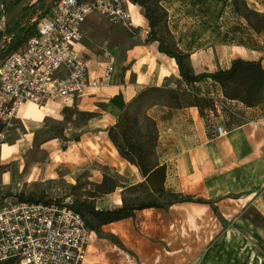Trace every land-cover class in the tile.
<instances>
[{"label":"crops","instance_id":"1","mask_svg":"<svg viewBox=\"0 0 264 264\" xmlns=\"http://www.w3.org/2000/svg\"><path fill=\"white\" fill-rule=\"evenodd\" d=\"M131 7L132 20L139 12L136 6ZM95 30L93 25L85 22L83 39L77 45L87 61L90 78L102 75L107 63L104 52H112L105 46H94L90 35ZM145 38L146 32L142 40ZM235 58L247 60L241 55H235ZM190 60L192 62V58ZM250 60H261L264 69V58L260 55ZM120 64L125 69V78L132 77L133 82L111 85V81L105 87H88L82 96L65 101H49L43 106L27 102L21 106L13 127L4 133V138L14 135V140L6 142L3 139L0 143V189H22L39 181L58 178L73 186L77 174L84 171L99 183L103 179L102 173L109 169L119 180L109 197L103 198L107 204L102 210L119 208L123 191L143 185L144 178L134 165L121 158L109 139L108 129L117 123L124 110H130L139 93L163 88L164 101L149 104L142 117L154 123V153L157 163L166 168L165 191L179 193L171 189L175 184L209 182L218 199L242 192L243 201L257 206L264 218V102L252 108L243 105L249 121L225 137L212 138L207 134L196 106L178 107L171 101L166 91L170 88L165 84L180 77L175 61L158 52L157 43L126 47ZM229 66L230 63L226 68ZM115 68L116 65L113 77ZM219 96L223 97L221 90ZM70 112L74 123L65 116ZM83 113L91 116L83 122L76 120V115ZM137 118L144 132L146 127L143 128L140 116ZM53 126L61 129L60 134H54ZM193 204L206 205L181 203L172 207ZM148 210L166 209L137 211L134 218L105 225L112 227L101 231V235L92 234L83 264H145L132 260L129 251L123 247L127 246L124 239L133 238L136 232L122 226L141 218ZM240 231L242 237L261 239L262 232L255 231L250 225H243ZM136 236L141 237L138 233ZM108 239H113L114 244ZM132 245L136 254L139 246L136 242ZM225 250L219 246L211 247L201 264H264V257L255 259L248 247L241 253L234 247L227 246Z\"/></svg>","mask_w":264,"mask_h":264},{"label":"rangeland","instance_id":"2","mask_svg":"<svg viewBox=\"0 0 264 264\" xmlns=\"http://www.w3.org/2000/svg\"><path fill=\"white\" fill-rule=\"evenodd\" d=\"M44 1L46 0H0V32L4 30L7 22L15 20L24 11ZM126 1L130 8L131 5L136 6L139 12L131 20L133 26L125 27L112 23L100 15H91L86 20V25H93L96 28L90 35L94 46H105L112 51L108 53L115 57L116 68L111 85L123 84L129 80L133 82L132 77L125 78V69L120 64L126 47L133 44L156 43L148 38L149 26L143 8L133 0ZM144 1L158 18L156 35L168 46L176 47L188 55V64L194 74L225 69L235 55H241L247 60L258 55L264 58V0ZM11 12L15 13L8 19ZM145 32L146 38L142 40ZM165 86L170 88L166 91L171 95L174 104H196L201 115L205 107H212L214 101L220 98L219 88L209 79L192 86H186L181 78L172 79L166 82ZM164 90L161 88L160 91L158 89L142 91L129 110L132 116H140L143 128L146 127L144 132L134 131L133 134L135 139L146 144V150L150 151L146 153L148 154L146 161L149 162H155V156L151 155L154 128L142 114L149 104L164 101ZM65 116L70 122H75L71 120L73 118L71 112ZM90 116L83 113L76 115V120L83 122ZM53 132L56 135L60 134L61 129L53 126ZM14 138V135L5 136L3 141L10 142ZM102 176L103 179L97 183L84 171L77 174L76 184L73 186L58 178L39 181L22 189L3 188L0 189V193L6 195L17 193L32 202H63L83 212L85 204H92L96 209L102 210L107 204L103 198L109 197L119 180V177L109 169H106ZM210 185L209 182L199 184L190 181L171 186V189L184 196L190 195L193 199L212 201L210 205H178L159 212L148 210L136 221L123 224V229H133L141 236L134 234L133 238L124 239L127 246L123 247L129 251L130 258L145 264H201L205 254L215 246L222 247L224 252L227 246L234 247L238 253L248 247L255 259L259 256L263 258L264 218L257 206L251 202H244L242 192L218 199ZM124 197L131 202L162 200L152 194L146 184L125 191ZM85 219L91 220L89 216ZM243 225H250L255 231L260 230L261 239L256 236L242 237L240 230ZM111 227L102 226L97 233H93L101 235V231ZM108 240L114 244L113 239ZM134 242L139 246L136 254L131 248ZM106 245L109 246V243L106 242Z\"/></svg>","mask_w":264,"mask_h":264},{"label":"built area","instance_id":"3","mask_svg":"<svg viewBox=\"0 0 264 264\" xmlns=\"http://www.w3.org/2000/svg\"><path fill=\"white\" fill-rule=\"evenodd\" d=\"M131 26L126 0H57L37 32L0 66V143L27 102L43 106L82 96L88 87L110 85L115 57L107 53L102 75L90 78L77 45L89 16ZM237 100L218 98L201 117L207 134L225 137L249 121ZM93 232L67 203L32 202L0 193V264H83Z\"/></svg>","mask_w":264,"mask_h":264},{"label":"trees","instance_id":"4","mask_svg":"<svg viewBox=\"0 0 264 264\" xmlns=\"http://www.w3.org/2000/svg\"><path fill=\"white\" fill-rule=\"evenodd\" d=\"M46 1L38 4L36 7L24 11L18 15V17H16L11 24L6 23L4 30L0 32V66L22 44L36 34L37 25L40 19L35 20V17L38 12L43 10ZM56 1L57 0H52V3ZM133 1L144 10V17L148 21L149 26L148 38L157 43L158 52L172 58L175 61L178 69V75L182 79L183 83L186 85H193L209 79L219 86L224 98L228 100H237L247 108L255 107L264 102V69L261 65V60H244L241 58H235L230 62L229 68L218 69L212 72L203 71L201 73L194 74L188 64V55L176 47L168 46L156 35V28L159 21L152 8L147 5L144 0ZM46 13L42 16V18L46 15ZM169 96L171 98L170 94ZM174 99L176 100V98ZM175 105L178 107H198L196 104L192 103L186 105ZM212 107H205L203 110ZM152 124L154 128V123ZM134 131L138 133L143 132L140 127L139 120L137 117L132 116L128 110H124L119 115L117 123L108 129V136L121 158L138 169L139 173L144 178V184L149 186L150 192L162 200H149L146 202L128 201L124 197V193L125 191L135 188L132 187L123 191L122 205L116 209L99 210L92 204H85V212H83L82 210L70 205L71 208L83 217L87 227L92 232L97 233L102 226L134 218L135 212L145 209H167L173 205L181 203L207 205L213 203L212 201L193 199L190 195L184 196L181 193L166 192L164 189L166 175L165 166L159 165L156 158L155 162L146 161V156H148L146 153H149L150 151L146 150L145 143L135 139L133 134ZM155 142L156 133L154 129V141L151 153L153 156H155ZM20 198L28 200L22 196H20ZM86 216H89L91 220H86Z\"/></svg>","mask_w":264,"mask_h":264},{"label":"water","instance_id":"5","mask_svg":"<svg viewBox=\"0 0 264 264\" xmlns=\"http://www.w3.org/2000/svg\"><path fill=\"white\" fill-rule=\"evenodd\" d=\"M51 4H52V0H48V1L45 3V5H44L43 10L37 13V15H36V17H35V20H36V19H38V20L41 19L42 16L47 12V10H48V8L50 7Z\"/></svg>","mask_w":264,"mask_h":264},{"label":"bare ground","instance_id":"6","mask_svg":"<svg viewBox=\"0 0 264 264\" xmlns=\"http://www.w3.org/2000/svg\"><path fill=\"white\" fill-rule=\"evenodd\" d=\"M16 10H17V9H15L14 11L16 12ZM15 12H11V13L9 14L8 19H10V18L14 15Z\"/></svg>","mask_w":264,"mask_h":264}]
</instances>
